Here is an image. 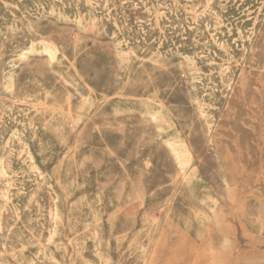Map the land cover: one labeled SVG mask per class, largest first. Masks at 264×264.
Wrapping results in <instances>:
<instances>
[{
  "label": "rangeland",
  "instance_id": "rangeland-1",
  "mask_svg": "<svg viewBox=\"0 0 264 264\" xmlns=\"http://www.w3.org/2000/svg\"><path fill=\"white\" fill-rule=\"evenodd\" d=\"M61 1L0 0V263L264 264V0Z\"/></svg>",
  "mask_w": 264,
  "mask_h": 264
},
{
  "label": "bare ground",
  "instance_id": "bare-ground-1",
  "mask_svg": "<svg viewBox=\"0 0 264 264\" xmlns=\"http://www.w3.org/2000/svg\"><path fill=\"white\" fill-rule=\"evenodd\" d=\"M11 1V0H10ZM25 1V0H24ZM62 1H64V0H62ZM61 1V2H62ZM71 1V0H70ZM103 1V0H102ZM101 1V2H102ZM131 1V0H130ZM155 1V0H154ZM201 1V0H200ZM27 2H28V0H27ZM30 2V1H29ZM38 2V1H37ZM59 2V1H58ZM61 2H60V4H61ZM84 2V1H83ZM105 2V1H104ZM126 2V1H125ZM186 2V1H185ZM217 2V1H216ZM19 3V2H18ZM21 3V2H20ZM45 3V2H44ZM85 3V2H84ZM116 3V2H115ZM127 3V2H126ZM218 3V2H217ZM216 3V4H217ZM31 4V3H30ZM103 4V3H102ZM111 4V3H110ZM131 4V3H130ZM138 4H140V3H138ZM256 4V3H255ZM259 4V3H258ZM1 5H4V4H1ZM36 5V4H35ZM71 5V4H70ZM86 5V4H85ZM101 5V4H100ZM119 5V4H118ZM135 5V4H134ZM143 5V4H142ZM169 5V4H168ZM173 5V4H172ZM177 5V4H176ZM200 5V4H199ZM215 5V4H214ZM234 5V4H233ZM257 5V4H256ZM170 6V5H169ZM206 6L207 7H209V5L208 4H206ZM242 6H243V4H242ZM8 7H10V6H8ZM33 7V6H32ZM46 7V6H45ZM62 7V6H61ZM74 7V6H73ZM117 7V6H116ZM143 7V6H142ZM202 7V6H201ZM215 7V6H214ZM4 8V7H3ZM2 8V9H3ZM10 8H12V7H10ZM65 8V7H64ZM68 8V7H67ZM97 8V7H96ZM105 8V7H104ZM162 8V7H161ZM200 8V7H199ZM233 8V7H232ZM15 9V8H14ZM48 9V8H47ZM103 9V8H102ZM101 9V10H102ZM119 9H120V7H119ZM141 9V8H140ZM144 9V8H143ZM164 9V8H163ZM216 9V8H215ZM21 10V9H20ZM31 10V9H30ZM29 10V11H30ZM67 10V9H66ZM70 10V9H69ZM77 10V9H76ZM165 10V9H164ZM217 10V9H216ZM220 10V9H219ZM240 10V9H239ZM13 11V10H12ZM19 11V10H18ZM139 11V10H138ZM231 11V10H230ZM247 11V10H246ZM41 12V11H40ZM66 12V11H65ZM100 12V11H99ZM105 12V11H104ZM141 12V11H140ZM163 12V11H162ZM212 12V11H211ZM219 12V11H218ZM221 12V11H220ZM37 13V12H36ZM78 13V12H77ZM101 13V12H100ZM149 13V12H148ZM168 13V12H167ZM166 13V14H167ZM177 13V12H176ZM175 13V14H176ZM213 13V12H212ZM223 13V12H222ZM8 14V13H7ZM138 14V13H137ZM143 14V13H142ZM164 14V13H163ZM179 14V13H178ZM219 14V13H218ZM22 15V14H21ZM78 15V14H77ZM141 15V14H140ZM148 15V14H147ZM170 15H171V13H170ZM201 15V14H200ZM6 16V15H5ZM14 16V15H13ZM12 16V17H13ZM24 16V15H23ZM126 16V15H125ZM142 16V15H141ZM202 16V15H201ZM231 16V15H230ZM7 17V16H6ZM25 17V16H24ZM143 17H145V16H143ZM163 17V16H162ZM173 17V16H172ZM176 17V16H175ZM205 17V16H204ZM242 17V16H241ZM72 18V17H71ZM111 18V17H110ZM109 18V19H110ZM139 18V17H138ZM141 18V17H140ZM182 18V17H181ZM187 18V17H186ZM202 18H203V16H202ZM259 18V17H258ZM145 19V18H144ZM166 19V18H165ZM189 19V18H188ZM208 19H209V17H208ZM16 20V19H15ZM56 20V19H55ZM106 20V19H105ZM173 20H175V19H173ZM172 20V21H173ZM178 20V19H177ZM210 20V19H209ZM212 20V19H211ZM211 20H210V22H211ZM240 20V19H239ZM247 20V19H246ZM1 21V20H0ZM9 21V20H8ZM8 21H7V23H8ZM26 21V20H25ZM98 21V20H97ZM108 21V20H107ZM111 21H112V18H111ZM163 21V20H162ZM166 21V20H165ZM180 21V20H179ZM252 21V20H251ZM20 22V21H19ZM91 22V21H90ZM104 22V21H103ZM144 22V21H143ZM147 22V21H146ZM201 22V21H200ZM233 22V21H232ZM3 23V22H2ZM21 23V22H20ZM56 23V22H55ZM77 23V22H76ZM135 23V22H134ZM178 23V22H177ZM188 23V22H187ZM191 23V22H190ZM234 23V22H233ZM241 23V22H240ZM251 23V22H250ZM125 24V23H124ZM175 24V23H174ZM198 24V23H197ZM196 24V25H197ZM214 24V23H213ZM235 24V23H234ZM22 25V24H21ZM66 25V24H65ZM71 25V24H70ZM180 25V24H179ZM191 25V24H190ZM199 25V24H198ZM203 25V24H202ZM232 25V24H231ZM236 25V24H235ZM126 26V25H125ZM125 26H124V28H125ZM194 26V25H193ZM205 26V25H204ZM210 26V25H209ZM238 26V25H237ZM258 26H259V24H258ZM59 27H60V25H59ZM117 27V26H116ZM166 27V26H165ZM6 28H8V27H6ZM129 28V27H128ZM168 28V27H167ZM208 28V27H207ZM233 28V27H232ZM255 28V27H254ZM145 29V28H144ZM169 29V28H168ZM217 29V28H216ZM223 29V28H222ZM244 29H245V27H244ZM171 30H173V29H171ZM180 30V29H179ZM196 30V29H195ZM207 30V29H206ZM231 30V29H230ZM242 30H243V28H242ZM251 30V29H250ZM11 31V30H10ZM142 31V30H141ZM184 31V30H183ZM191 31V30H190ZM219 31V30H218ZM106 32H107V30H106ZM120 32V31H119ZM150 32V31H149ZM148 32V33H149ZM174 32V31H173ZM240 32V31H239ZM128 32H126L125 34H127ZM152 33V32H151ZM243 33H245V30H244V32ZM216 34H217V32H216ZM134 35H135V33H134ZM146 35V34H145ZM150 35V34H149ZM185 35V34H184ZM204 35V34H203ZM218 35V34H217ZM17 36V35H16ZM85 36V35H84ZM193 36V35H192ZM201 36V35H200ZM242 36V35H241ZM12 37V36H11ZM10 37V38H11ZM87 37V36H86ZM190 37V36H189ZM2 38V37H1ZM4 38V37H3ZM88 38V37H87ZM145 38V37H144ZM147 38V37H146ZM178 38V37H177ZM217 38V37H216ZM239 38V37H238ZM242 38V37H241ZM12 39V38H11ZM133 39V38H132ZM192 39V38H191ZM5 40V39H4ZM3 40V41H4ZM10 40V39H9ZM148 40H151V39H148ZM182 40V39H181ZM15 41L16 40H14V42L13 43H15ZM25 41V40H24ZM154 41V40H153ZM183 41V40H182ZM5 42V41H4ZM8 42H10V41H8ZM125 42V41H124ZM238 42V41H237ZM28 43V42H27ZM34 43V42H33ZM169 43V42H168ZM189 43V42H188ZM198 43V42H197ZM205 43V42H204ZM21 44V43H20ZM25 44V43H24ZM34 44H36V43H34ZM34 44H32V45H30L27 49H26V51H27V53L26 54H28V51H34L35 50V46H34ZM129 44V43H128ZM138 44V43H137ZM136 44V45H137ZM152 44V43H151ZM177 44V43H176ZM201 44V43H200ZM207 44V43H206ZM240 44V43H239ZM259 44V43H258ZM37 45H38V43H37ZM134 45V44H133ZM140 45V44H139ZM155 45V44H154ZM171 45V44H170ZM173 45V44H172ZM244 45V44H243ZM249 45V44H248ZM253 45V44H252ZM40 46V45H39ZM135 46V45H134ZM133 46V47H134ZM146 46V45H145ZM204 46H205V44H204ZM211 46V45H210ZM254 46V45H253ZM25 47V46H24ZM44 47V50H45V52H47L48 54H50V55H52V54H54L55 52V50H58V49H55L54 48V46L52 45V44H47V45H44L43 46ZM150 47V46H149ZM186 47V46H185ZM209 47V46H208ZM23 48V47H22ZM59 48V47H58ZM197 48V47H196ZM205 48H207V47H205ZM211 48V47H210ZM24 49V48H23ZM146 49H147V47H146ZM173 49V48H172ZM192 49V48H191ZM1 50V49H0ZM139 50V49H138ZM156 50V49H155ZM174 50V49H173ZM19 51V50H18ZM25 51V50H24ZM25 51V52H26ZM208 51V50H207ZM262 51H263V49H262ZM10 52V51H9ZM118 52H120V51H118ZM199 52V51H198ZM246 52V51H245ZM259 52V51H258ZM13 53H15V51L13 52ZM13 53L11 54V55H13ZM214 53V52H213ZM234 53V52H233ZM236 53V52H235ZM263 53V52H262ZM45 54V53H44ZM187 54V53H186ZM197 54V53H196ZM16 55V54H15ZM24 55V54H23ZM213 55H215V54H213ZM248 55V54H247ZM8 56H9V54H8ZM17 56H18V54H17ZM32 56V55H31ZM40 56V55H39ZM49 56V55H48ZM260 56V55H259ZM264 56V55H263ZM7 57V56H6ZM10 57H12V56H10ZM37 57V56H36ZM60 57H62V56H60ZM114 57H115V55H114ZM121 57V56H120ZM125 57V56H124ZM203 57H205V56H203ZM226 57V56H225ZM9 58V57H8ZM44 58V57H43ZM47 58V57H46ZM65 58V57H64ZM201 58H202V56H201ZM230 58V57H229ZM52 59V58H51ZM115 59V58H114ZM205 59H207V58H205ZM2 61V60H1ZM52 61V60H51ZM15 63H16V61H15ZM25 64V63H24ZM128 64V63H127ZM205 65V64H204ZM210 65V64H209ZM217 65V64H216ZM2 66V65H1ZM10 67H11V65H10ZM49 67V66H48ZM2 68V67H1ZM0 68V69H1ZM50 68V67H49ZM72 68V67H71ZM74 69V68H73ZM213 69V68H212ZM217 69H219L218 67H217ZM51 70V69H50ZM32 72V71H31ZM225 72V71H224ZM254 72V71H253ZM54 74V73H53ZM223 76V75H222ZM73 77V76H72ZM103 77V76H102ZM105 77V76H104ZM58 78H60V77H58ZM213 78V77H212ZM41 79V78H40ZM61 79V78H60ZM69 79H70V77H69ZM79 79V78H78ZM215 79V78H214ZM198 80V79H197ZM12 81H13V79H12ZM11 81V82H12ZM70 81H72V80H70ZM80 81V80H79ZM14 82H16V81H14ZM48 82V81H47ZM64 82V81H63ZM65 83V82H64ZM201 83V82H200ZM252 83V82H251ZM18 84H20V83H18ZM210 84V83H209ZM13 85V84H12ZM11 85V86H12ZM67 85V84H66ZM211 85H214V84H211ZM229 85V84H228ZM13 87V86H12ZM23 87V86H22ZM5 88V87H4ZM68 88V87H67ZM37 89V88H36ZM5 90V89H4ZM252 91V90H251ZM250 91V92H251ZM27 92V91H26ZM68 92H69V90H68ZM225 92V91H224ZM4 94V93H3ZM8 94V93H7ZM5 95V94H4ZM7 96V95H6ZM29 96V95H28ZM11 97V96H10ZM207 97V96H206ZM5 98V97H4ZM24 98V97H23ZM22 98V99H23ZM192 98V97H191ZM4 100H6V99H4ZM65 100V99H64ZM149 101V100H148ZM25 102V101H24ZM17 104V103H16ZM26 104V103H25ZM36 104V103H35ZM14 105H15V103H14ZM234 105V104H233ZM17 106V105H16ZM32 105H30V107H31ZM15 107V106H14ZM45 107V106H44ZM238 107V106H237ZM13 108V107H12ZM19 108V107H18ZM22 109V108H21ZM58 109V108H57ZM66 109V108H65ZM64 109V110H65ZM217 109V108H216ZM9 110V109H8ZM23 110H25V109H23ZM3 111V110H2ZM27 111V110H26ZM8 112V111H7ZM15 112V111H14ZM18 112V111H17ZM53 112V111H52ZM147 112L148 113H150L151 114V116L152 117H154V118H156V119H160V120H163L164 122H166L168 125H170V127H172V128H174V124H175V122H174V120H173V118L170 116V114L168 113V112H166V110H164L162 107L161 108H159L157 111H153V110H150V109H147ZM238 112V111H237ZM11 113V112H10ZM9 113V114H10ZM38 113V112H37ZM5 114V113H4ZM30 115H31V113H29ZM52 114V113H51ZM57 114V113H56ZM225 114V113H224ZM8 115V114H7ZM20 115V114H19ZM33 115V114H32ZM5 116H6V114H5ZM23 116H25V115H23ZM38 116H39V114H38ZM132 116V115H131ZM149 116V115H148ZM31 117V116H30ZM29 117V118H30ZM35 117V116H34ZM2 118V117H1ZM6 118V117H5ZM11 118H12V115H11ZM36 118V117H35ZM55 118V117H54ZM150 118V117H149ZM14 119V118H13ZM24 120V119H23ZM1 121V120H0ZM4 121V120H3ZM11 122V121H10ZM15 122V121H14ZM3 123V122H2ZM18 123V122H17ZM25 123V122H24ZM30 123V122H29ZM33 123V122H32ZM37 123V122H36ZM39 123V122H38ZM78 123V122H77ZM151 123H153V122H151ZM14 124V123H13ZM22 124V123H21ZM48 124V123H47ZM117 124V123H116ZM10 125V124H9ZM34 125V124H33ZM39 125V124H38ZM237 125V124H236ZM1 126V125H0ZM4 127V126H3ZM2 127V128H3ZM27 127H28V125H27ZM35 127V126H34ZM97 128V127H96ZM119 128V127H118ZM121 128V127H120ZM210 128V127H209ZM241 128V127H240ZM34 129V128H33ZM43 129V128H42ZM5 130V129H4ZM7 130V129H6ZM26 130H28V129H26ZM174 130V129H173ZM10 131V130H9ZM24 131V130H23ZM98 131V130H97ZM175 131V133H174V136H173V141H171V140H169L168 141V143H169V145L172 147V149H173V151L176 153V155H179V154H181V155H184L185 157H186V160L184 161V162H178V168H179V170L180 171H184V168H185V166L186 165H188L189 164V161H190V159L192 158V150H191V148H190V145H189V142H188V140H187V138L186 137H184L183 135H182V133H180L179 131H177V130H174ZM17 133H18V131L16 130V131H11L10 132V134L8 135V137H7V139H6V143L7 142H9L11 139H12V137L13 136H15V135H17ZM25 133V132H24ZM32 133V132H31ZM47 133V132H46ZM65 133V132H64ZM20 134V133H19ZM37 134V133H36ZM39 134V133H38ZM47 134H49V133H47ZM66 134V133H65ZM50 135V134H49ZM138 135V134H137ZM41 136V135H40ZM46 136V135H45ZM108 136H110V135H108ZM250 136V135H249ZM23 137H24V135H23ZM38 137V136H37ZM2 138V137H1ZM14 138V137H13ZM35 138V137H34ZM33 138V139H34ZM97 138H99V137H97ZM118 138V137H117ZM37 139V138H36ZM54 139V138H53ZM226 141V140H225ZM46 143V142H45ZM39 144H41V143H39ZM57 144V143H56ZM94 144H96V143H94ZM247 144V143H246ZM251 144H253V143H251ZM10 145V144H9ZM37 145V144H36ZM45 145V144H44ZM1 146V145H0ZM13 146V145H12ZM41 146V145H40ZM8 147V146H7ZM42 147H43V145H42ZM46 147V146H45ZM87 147V146H86ZM253 147V146H252ZM18 148V147H17ZM66 148V147H65ZM85 148V147H84ZM12 149V148H11ZM10 149V150H11ZM28 149V148H27ZM46 149H48V148H46ZM83 149V148H82ZM167 149H168V147H167ZM6 150H7V148H6ZM45 150V149H44ZM43 150V151H44ZM126 150V149H125ZM50 151V150H49ZM49 151H48V153H49ZM80 151V150H79ZM82 151V150H81ZM5 152H7V151H5ZM8 152H10V151H8ZM17 152V151H16ZM26 152V151H25ZM13 153H14V151H13ZM82 153H83V151H82ZM7 154V153H6ZM55 154V153H54ZM122 154H124V153H122ZM23 155V154H22ZM56 155V154H55ZM121 155V154H120ZM77 157V156H76ZM24 158V157H23ZM51 158V157H50ZM20 159V158H19ZM107 159V158H106ZM109 159H111V158H109ZM17 160H18V157H17ZM31 160V159H30ZM29 160V161H30ZM92 160V159H91ZM28 161V160H27ZM112 161V160H111ZM31 162V161H30ZM14 163V162H13ZM22 163V162H21ZM41 163V162H40ZM16 164V163H15ZM29 164V163H28ZM119 164V163H118ZM19 166V165H18ZM25 166V165H24ZM122 166V165H121ZM23 167V166H22ZM89 167V166H88ZM94 167V166H93ZM116 167V166H115ZM28 168V167H27ZM101 168H102V166H101ZM103 168H104V164H103ZM102 168V169H103ZM122 168V167H121ZM19 169V168H18ZM75 170H76V168H74ZM101 169V170H102ZM8 170H10L9 169V162H8V160H6V155L5 154H1V156H0V175H2V176H5V175H7L8 176V174H9V172H8ZM21 170V169H20ZM19 170V171H20ZM192 171H191V173L195 176V177H197L198 179H200V174H199V172H197V169L195 168V167H192V169H191ZM15 171V170H14ZM95 171V170H94ZM93 170L91 171V172H94ZM125 171V170H124ZM28 172H30V171H28ZM190 173V174H191ZM29 174V173H28ZM70 174V173H69ZM35 175H36V173H35ZM43 175V174H42ZM46 175H47V173H46ZM15 176V175H14ZM40 176V175H39ZM38 176V177H39ZM25 177V176H24ZM31 177H32V174H31ZM27 178V177H26ZM38 179V178H37ZM54 179V178H53ZM72 179V178H71ZM19 180V179H18ZM36 180V179H35ZM45 180V179H44ZM37 181V180H36ZM149 181V180H148ZM30 182V181H29ZM41 182V181H40ZM5 183H8V184H11L12 185V183H11V181H9V180H5ZM19 183V182H18ZM156 183V182H155ZM157 183H158V181H157ZM35 184V183H34ZM50 187H52V184L51 183H47ZM67 185V184H66ZM1 186V185H0ZM13 186V185H12ZM45 186V185H44ZM58 186V185H57ZM101 186V185H100ZM37 187V186H36ZM40 187V186H39ZM20 188V187H19ZM29 188V187H28ZM32 188H34V187H32ZM2 189V188H1ZM21 189V188H20ZM25 189V188H24ZM36 189V188H35ZM41 189V188H40ZM48 189H49V187H48ZM111 189V188H110ZM16 190V189H15ZM37 190V189H36ZM39 190V189H38ZM99 190H100V188H99ZM105 190V189H104ZM107 190V189H106ZM3 191V190H2ZM23 191V190H22ZM30 191V190H29ZM40 191V190H39ZM46 191H47V189H46ZM49 191V190H48ZM50 191H52V190H50ZM1 192V191H0ZM17 192V191H16ZM3 193V192H2ZM7 193H8V189H6V188H4V193H3V196L4 197H6V198H4L5 199V201H6V199H7ZM12 193V192H11ZM18 193V192H17ZM22 193H24V192H22ZM21 194V193H20ZM34 194V193H33ZM9 195V194H8ZM12 195H14V194H12ZM30 195V194H29ZM37 195V194H36ZM137 195V194H136ZM33 196V195H32ZM96 196V195H95ZM99 196V195H98ZM14 197V196H13ZM102 197V196H101ZM105 197H107V196H105ZM205 197H209L210 199H212L213 201H214V203L215 204H221L220 203V201L217 199V198H215L214 196H212L210 193H207V194H205ZM258 197H259V199L264 203V192H262V193H260L259 195H258ZM15 198H17V196L15 197ZM23 198V197H22ZM25 198V197H24ZM35 198V197H34ZM51 198V197H50ZM58 198V195H54L53 196V200H55V199H57ZM80 198H81V196H80ZM18 199H19V197H18ZM29 199V198H28ZM27 199V200H28ZM106 199V198H105ZM104 199V200H105ZM48 200V199H47ZM52 200V201H53ZM109 200V199H108ZM107 200V201H108ZM17 201V200H16ZM15 201V202H16ZM51 201V202H52ZM92 201V200H91ZM101 201H103V200H101ZM106 201V202H107ZM110 201V200H109ZM115 201V200H114ZM29 202V201H28ZM36 202H37V200H36ZM54 202V201H53ZM99 202V201H98ZM11 203H12V201H11ZM30 203V202H29ZM84 203V202H83ZM49 204V203H48ZM107 204H110L109 202L107 203ZM20 205H22V204H20ZM25 205H26V203H25ZM29 205V204H28ZM111 205V204H110ZM109 205V206H110ZM18 206V205H17ZM16 206V207H17ZM27 206V205H26ZM38 206V205H37ZM104 206V205H103ZM144 206V205H143ZM15 207V208H16ZM21 207V206H20ZM19 207V208H20ZM25 207V206H24ZM49 207V206H48ZM88 207V206H87ZM90 207V206H89ZM96 207V206H95ZM107 207V206H106ZM112 207V206H111ZM26 208V207H25ZM108 208V207H107ZM8 209V208H7ZM10 209H11V207H10ZM18 209V208H17ZM23 209V208H22ZM52 209V208H51ZM112 209V208H111ZM140 209V208H139ZM24 210V209H23ZM28 210V209H27ZM39 210H41L40 208H39ZM99 210V209H98ZM15 211V210H14ZM34 211V210H33ZM46 211V210H45ZM110 211V210H109ZM115 211V210H114ZM22 212V211H21ZM50 212V211H49ZM124 212V211H123ZM60 211L58 210V209H55L54 211H52V215L54 216V218H57L56 220H59V221H61L60 220ZM222 213H223V215L225 216V219H227V221H231L230 220V217H229V214L227 213V211L226 210H224L223 209V211H222ZM12 214V213H11ZM39 214L41 215L42 213H40V211H39ZM100 214V213H99ZM129 214V213H128ZM0 215H1V209H0ZM49 215V214H48ZM101 215V214H100ZM122 215V214H121ZM205 215V214H204ZM42 216V215H41ZM50 216V215H49ZM85 216V215H84ZM94 216V215H93ZM112 216V215H111ZM4 217H5V215H4ZM12 217V216H11ZM135 217V216H134ZM1 218H3V217H0V229L1 230H3L4 228H6V227H9L10 229H13V226L15 225V224H17L18 222H14L13 224H8V225H5L4 224V222H2V220H1ZM6 218V217H5ZM53 218V217H52ZM67 218V217H66ZM19 219V218H18ZM22 219V218H21ZM99 219V218H98ZM122 219V218H121ZM26 220V219H25ZM50 220V219H49ZM53 220V219H52ZM124 220V219H123ZM17 221V220H16ZM19 221V220H18ZM42 221V220H41ZM86 221V220H85ZM21 222V221H20ZM51 222V221H50ZM6 223V222H5ZM80 223V222H79ZM96 223V222H95ZM102 223V222H101ZM154 223V222H153ZM20 224V223H19ZM28 224V223H27ZM26 224V225H27ZM105 224V223H104ZM111 224V223H110ZM38 226V225H37ZM57 226H58V224H55L54 223V225H53V227H52V230H51V234L53 235L55 232H56V230H57ZM92 226V225H91ZM96 226V225H95ZM150 226H151V224H150ZM162 226V225H161ZM165 226V225H164ZM22 227V226H21ZM90 227V226H89ZM88 227V228H89ZM8 228V229H9ZM44 228V227H43ZM96 228V227H95ZM9 229V230H10ZM87 229V228H86ZM85 229V230H86ZM119 229H121V228H119ZM26 230V229H25ZM16 231V230H15ZM47 231V230H46ZM87 231V230H86ZM92 231V230H91ZM97 231V230H96ZM98 231H100V230H98ZM5 232V231H4ZM21 232V231H20ZM90 232V231H89ZM6 233V232H5ZM71 233V232H70ZM114 233H116V232H114ZM130 233V232H129ZM37 234V233H36ZM39 234H41V233H39ZM47 234V233H46ZM50 234V233H49ZM49 234H48V236H49ZM87 234V233H86ZM96 234V233H95ZM83 235V234H82ZM23 236V235H22ZM120 236V235H119ZM132 236V235H131ZM145 236H147V235H145ZM11 237H13V235L11 236ZM39 237V236H38ZM81 237V236H80ZM94 237V236H93ZM121 237V236H120ZM2 238V237H1ZM33 238V237H32ZM37 238V237H36ZM83 238V237H82ZM86 238V237H85ZM29 239V238H28ZM46 239V238H45ZM93 239V238H92ZM2 240H4V239H2ZM7 240V239H6ZM14 240H16V239H14ZM20 240V238L18 239V241ZM98 240V239H97ZM124 240V239H123ZM21 241H23V240H21ZM36 241V240H35ZM104 241V240H103ZM39 242V241H38ZM75 242V241H74ZM80 242V241H79ZM100 242V241H99ZM5 243V242H4ZM82 243V242H81ZM126 243V242H125ZM7 244V243H6ZM39 244V243H38ZM41 244V243H40ZM39 244V245H40ZM117 244V243H116ZM115 244V245H116ZM8 245V244H7ZM28 245V244H27ZM36 245V244H35ZM57 245V244H56ZM55 245V246H56ZM74 245V244H73ZM105 245V244H104ZM5 246V245H4ZM22 246V245H21ZM44 246V245H43ZM54 246V245H53ZM99 246V245H98ZM26 247V246H25ZM32 247V246H31ZM40 247L42 248V246L40 245ZM54 248V247H53ZM56 248V247H55ZM81 248V247H80ZM98 248V247H97ZM2 249V248H1ZM77 249V248H76ZM85 249V248H84ZM4 250V249H3ZM22 250V249H21ZM26 250V249H25ZM50 250V249H49ZM118 250V249H117ZM19 250H17V252H18ZM27 251V250H26ZM57 251V250H56ZM119 251V250H118ZM37 252V251H36ZM49 252V251H48ZM58 252V251H57ZM63 252V251H62ZM76 252V251H75ZM236 252H237V250H236ZM52 253V252H51ZM80 253V252H79ZM98 253H99V251H98ZM128 253V252H127ZM5 254V253H4ZM10 254V253H9ZM20 254H21V252H20ZM6 255V254H5ZM11 255V254H10ZM31 255H32V253H31ZM54 255V254H53ZM59 255H60V253H59ZM3 256V255H2ZM109 256V255H108ZM5 257V256H4ZM3 257V258H4ZM51 257V256H50ZM1 258V257H0ZM95 258H96V256H95ZM14 259V258H13ZM37 259V258H36ZM106 259V258H105ZM3 260V259H2ZM20 260V259H19ZM70 260V259H69ZM88 261V260H87ZM99 261H100V259H99ZM107 261V260H106ZM55 263V262H54ZM100 263V262H99ZM108 263V262H107ZM111 263V262H110ZM1 264V263H0ZM19 264V263H18ZM92 264V263H91ZM109 264V263H108ZM116 264V263H115Z\"/></svg>",
  "mask_w": 264,
  "mask_h": 264
}]
</instances>
